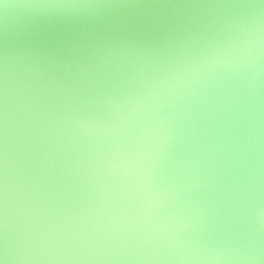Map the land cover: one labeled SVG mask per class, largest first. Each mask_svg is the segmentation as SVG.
Segmentation results:
<instances>
[{
  "label": "clouds",
  "instance_id": "1",
  "mask_svg": "<svg viewBox=\"0 0 264 264\" xmlns=\"http://www.w3.org/2000/svg\"><path fill=\"white\" fill-rule=\"evenodd\" d=\"M0 0V264H264V0H203L163 47L100 33L17 49Z\"/></svg>",
  "mask_w": 264,
  "mask_h": 264
},
{
  "label": "water",
  "instance_id": "2",
  "mask_svg": "<svg viewBox=\"0 0 264 264\" xmlns=\"http://www.w3.org/2000/svg\"><path fill=\"white\" fill-rule=\"evenodd\" d=\"M108 5L101 17L73 19L20 17L10 42L17 49L63 48L100 33L114 34L130 44L163 47L166 32L186 6L203 0H91ZM8 36L0 16V47Z\"/></svg>",
  "mask_w": 264,
  "mask_h": 264
}]
</instances>
